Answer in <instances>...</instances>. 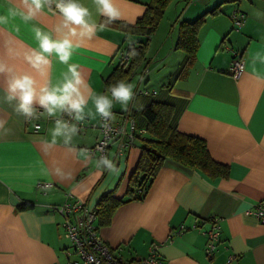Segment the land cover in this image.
<instances>
[{
  "label": "crops",
  "instance_id": "obj_1",
  "mask_svg": "<svg viewBox=\"0 0 264 264\" xmlns=\"http://www.w3.org/2000/svg\"><path fill=\"white\" fill-rule=\"evenodd\" d=\"M149 1L115 0L123 19L103 31L98 29L90 40L74 38L81 46L69 63L80 66L94 92H106L103 80L117 65L119 50L145 41L124 28L135 24ZM224 1L172 0L168 4L148 42L146 56L153 64L148 73L146 67L140 73L134 93L138 89L158 91L170 82L184 58L176 48L180 22H191L220 6L219 13L207 15L198 34L196 60L184 77L173 82L171 92L187 98L178 127L204 138L211 157L229 166V177L211 180L200 171L166 159L143 200L121 205L110 224L98 229L114 256L124 261L146 257L153 249L162 264H264V225L247 212L264 199V64L252 62L256 53H264V0ZM79 2L90 9L97 24L106 23L92 0ZM8 6V0H0V14ZM237 13H243L245 21L233 31L231 16ZM59 22L58 11L45 8L28 24L16 18L0 26V61L17 73L32 75L40 84H56L67 65L53 56L50 67L37 71L26 57L38 48L32 27L53 32ZM234 54L244 62L238 78L229 73ZM161 66L160 78L152 85L156 88H151L149 75ZM5 89L6 78L0 75V97ZM136 97L128 106H134ZM89 110L94 112L90 100L86 112ZM123 111L114 103V124L121 122ZM0 119L6 121V131L0 130V264L73 260L70 241L61 228L62 217L51 206L62 204L69 196L90 208L97 207L106 193L124 197L140 146L118 153V140H113L106 155L115 160L118 173L100 174L94 166L97 157L86 162L85 153L79 151L95 145L97 129L80 130L72 140L77 151H69L62 139L54 146L45 143L51 140L49 130L55 118L42 115L37 120L41 128L35 131L10 106L0 103ZM98 120L99 116L85 119L93 124ZM57 167L72 178L55 176ZM40 184L46 186L38 188ZM212 219L220 225V236L209 258L204 232Z\"/></svg>",
  "mask_w": 264,
  "mask_h": 264
},
{
  "label": "clouds",
  "instance_id": "obj_2",
  "mask_svg": "<svg viewBox=\"0 0 264 264\" xmlns=\"http://www.w3.org/2000/svg\"><path fill=\"white\" fill-rule=\"evenodd\" d=\"M96 13L106 18V23L97 24L92 18V12L79 0H8V7L4 14H0V26L7 25L10 20L19 18L28 24L45 9L58 11L60 22L55 26L53 32L33 26L32 31L37 41L38 48L31 50L27 56L28 63L37 71L42 66L50 67L51 57L61 64L67 65V71L62 74V79L56 84L50 81L43 84L30 74L17 73L8 64L0 61V75L6 78V89L0 103L7 104L25 121L38 120L42 115L54 119V126L49 130L50 141H45L49 146H54L58 139H62L69 151H77L72 146L73 137L76 136L79 124L86 118L99 116L107 135L111 131V123L115 121L113 112L114 103H118L123 110H128L129 103L134 98V84L125 80H117L110 84L104 94L94 92L86 83L78 64L69 63L74 51L81 45L74 42V38L92 39L97 30L103 31L108 24L123 19L121 10L117 7L115 0H92ZM19 32V27L15 29ZM137 55L133 48L129 53L130 58ZM257 61L264 64V53L258 52L253 56L252 62ZM44 75L45 73H41ZM89 100L94 112L88 108ZM43 110L42 112L40 110ZM67 115L69 119L63 117ZM72 121H75L73 123ZM6 121L0 119V130H5ZM85 153V161H92V153L87 149L79 150ZM97 151L103 153L104 148ZM95 168L100 172L118 173L115 160L109 155H100L94 160ZM53 174L60 179H71V173H65L61 168H55Z\"/></svg>",
  "mask_w": 264,
  "mask_h": 264
},
{
  "label": "trees",
  "instance_id": "obj_3",
  "mask_svg": "<svg viewBox=\"0 0 264 264\" xmlns=\"http://www.w3.org/2000/svg\"><path fill=\"white\" fill-rule=\"evenodd\" d=\"M171 1L150 0L145 4L144 13L135 24L125 26V31L146 39L134 47L119 50L117 65L103 80L104 91H107L108 86L117 80L128 82L134 75L143 72L147 64L148 42ZM224 2L238 4L240 0H225ZM220 11V6H217L191 22H180L176 48L184 53V58L179 69L170 82L161 86L155 94L137 95L134 108H132V117L136 123L134 146L136 144L140 146L141 154L136 167L129 176L124 197L115 198L112 193H106L98 202L96 216L98 229L110 224L115 211L121 205L143 200L166 159H171L190 170L200 171L211 180L229 177V166L211 157L204 138L185 132L178 127V120L186 106L187 98L171 92L173 82L184 77L196 60L199 46L198 34L207 15L217 14ZM234 15L238 17L242 15L244 21L245 15L237 13L231 16L232 30L238 31L243 24L236 27ZM133 48L137 55L130 58L129 53ZM235 56L234 54L233 58Z\"/></svg>",
  "mask_w": 264,
  "mask_h": 264
},
{
  "label": "built area",
  "instance_id": "obj_4",
  "mask_svg": "<svg viewBox=\"0 0 264 264\" xmlns=\"http://www.w3.org/2000/svg\"><path fill=\"white\" fill-rule=\"evenodd\" d=\"M52 12H57L53 9ZM234 25L239 27L243 24V16L234 15ZM126 60L127 57L125 56ZM244 68V62L241 57H234L229 70L233 78H238ZM155 94V91L137 90V95ZM132 104L128 106L127 111L122 112V120L118 124L111 123V131L107 135L104 134L102 122L99 117L97 123H89L83 121L79 124L80 130L86 128L97 129L99 138L95 145L88 150L92 156L99 158L100 155H106L107 149L113 140H118V153L126 152L134 146V131L136 130V123L132 117ZM42 112V109L40 110ZM65 119H69L65 115ZM32 125L33 130L37 131L41 128L37 120L25 121ZM75 123V121H72ZM104 148V152L97 151L98 148ZM45 185H38V188H44ZM56 213L62 217L61 228L63 235L70 241V247L73 253L78 257V260H68L64 263H50V264H162V259L156 250L146 257L135 258L131 261H124L121 258L114 256L111 248L101 239L98 234L96 225L97 207L90 208L85 202L68 197L60 205H52ZM247 212L254 215L261 225H264V199L253 204L251 209ZM183 230L181 229L179 233ZM207 238L205 253L211 258L216 249V244L219 241L220 225L216 219H212L210 228L204 232ZM231 258H229L230 260Z\"/></svg>",
  "mask_w": 264,
  "mask_h": 264
},
{
  "label": "rangeland",
  "instance_id": "obj_5",
  "mask_svg": "<svg viewBox=\"0 0 264 264\" xmlns=\"http://www.w3.org/2000/svg\"><path fill=\"white\" fill-rule=\"evenodd\" d=\"M233 31H236V30H233ZM147 62H148V64H146L145 67H146L147 73H148V69L150 70L149 65L152 66L153 63H152V61L149 62L148 59H147ZM161 70H162V66L157 71H153L152 72V75L151 74L150 75L148 74L149 76H151V80L149 79V81L151 82L149 86L151 88H156L155 86H152V85L155 84L156 83L155 81L160 78L159 77L160 76L159 74H160ZM140 78H141V75L140 74H136L128 82L129 83H133L134 84V89H135L137 87V85H138V81H139ZM160 88H158L157 90H159ZM69 251H70V254L71 253L73 254L71 258L73 260H76L77 261L78 260V257H76V255L73 253V249L71 247H70V250Z\"/></svg>",
  "mask_w": 264,
  "mask_h": 264
}]
</instances>
